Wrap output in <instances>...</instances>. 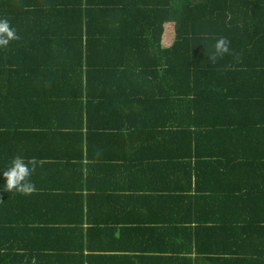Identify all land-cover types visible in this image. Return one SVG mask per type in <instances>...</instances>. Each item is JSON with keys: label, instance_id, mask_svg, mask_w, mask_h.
I'll return each mask as SVG.
<instances>
[{"label": "trees", "instance_id": "trees-1", "mask_svg": "<svg viewBox=\"0 0 264 264\" xmlns=\"http://www.w3.org/2000/svg\"><path fill=\"white\" fill-rule=\"evenodd\" d=\"M0 18L18 37L0 47V168L15 156L30 159L19 134L60 139L56 132L85 125L104 103L124 110L127 128L139 114L141 131L158 141L151 163L174 169L172 221L127 219V228L103 227L79 205L67 220L76 207L69 203L31 218L26 194L0 190V264H137L139 257L101 248L145 232L172 233L175 249H185L180 238L193 232L180 208L191 199L180 185L192 179L193 201L212 213L195 228L215 236L198 257L264 264V0H0ZM167 23L173 38L163 45ZM221 36L229 51L210 60ZM32 109L39 119L24 121Z\"/></svg>", "mask_w": 264, "mask_h": 264}, {"label": "crops", "instance_id": "crops-1", "mask_svg": "<svg viewBox=\"0 0 264 264\" xmlns=\"http://www.w3.org/2000/svg\"><path fill=\"white\" fill-rule=\"evenodd\" d=\"M165 29L166 25H164ZM163 36L164 31L160 42L166 45L169 37L167 35L168 39H164ZM107 106L109 105L105 106L104 103L101 106H94L90 115L85 117V125H80L77 120L73 130L56 132L57 138L61 140L46 142L36 132L19 134L21 143L24 144L23 152L36 162L29 177L34 190L26 194L29 202L25 196L21 197L22 202H28L23 204V207L27 212L32 213L31 218L50 212L49 209H55L56 205L69 203L76 207L69 211L67 220L75 219L71 216L75 210H78L79 205L89 218L95 219L97 223L103 221V227L114 229L129 227L130 221L127 219L134 218L154 217L159 220L168 218L172 221L174 203L167 197L169 191L167 188L172 184L174 169L169 171L160 169L158 165L151 163L150 157L154 158L153 156L160 153L156 147L158 141L154 142L155 134L141 131L136 123L141 117L139 114L135 117L136 113H134L135 124L127 128L122 115L125 113L124 110L115 107H112L113 110H108ZM110 106L120 108V105ZM72 111L78 114L75 108H72ZM29 112V118L24 121L34 122L39 119L40 116L36 111L32 109ZM97 113V121H91V114L97 115ZM178 174L181 175V179L186 178V175H182L183 169ZM197 184L198 182L192 179L188 185H180L191 199L190 202H183L181 205L183 207L180 208L181 211L179 210L183 213L181 215L183 225L192 227L189 231L193 232V238H188L186 235L180 238L187 246L185 249L180 248L179 243L176 248L179 247L181 250L175 249L173 235L170 232V236L167 231L145 232L139 236V239H134L136 241L133 239L127 241L131 238L128 236L123 238L125 242L119 240L121 246L119 249L108 248L113 245H105L108 247L101 249L104 252L123 250L121 253L123 255L139 257L137 264L142 262L173 264L166 263L165 260L167 257L173 259L176 255L182 260H193V264H205L203 257H198L197 247L214 248L215 236L214 231L195 228L200 218L212 215L210 211L207 212L200 206L199 200L193 201L198 195ZM48 216L55 217L54 214ZM136 225L138 224L131 223L130 227ZM123 235L125 233H121V236ZM216 246L221 248L220 243L216 242ZM226 246L231 250L230 243ZM93 251L98 252L95 249ZM222 256L215 254L211 259L212 264H218L219 262L215 263L213 260L219 258L221 261ZM201 259L203 261L199 262ZM185 264H188V261Z\"/></svg>", "mask_w": 264, "mask_h": 264}, {"label": "clouds", "instance_id": "clouds-1", "mask_svg": "<svg viewBox=\"0 0 264 264\" xmlns=\"http://www.w3.org/2000/svg\"><path fill=\"white\" fill-rule=\"evenodd\" d=\"M18 39L15 30L10 27L9 22L0 18V47L8 45L10 40ZM228 40L221 36L214 42V52L209 56L210 60H214L216 56L229 51ZM36 162L29 159L27 162L20 157H13L6 167L0 168V190L17 193L28 194L34 190V185L29 177L33 171Z\"/></svg>", "mask_w": 264, "mask_h": 264}, {"label": "rangeland", "instance_id": "rangeland-1", "mask_svg": "<svg viewBox=\"0 0 264 264\" xmlns=\"http://www.w3.org/2000/svg\"><path fill=\"white\" fill-rule=\"evenodd\" d=\"M165 25H166V29L164 30V36H163V38L166 39L167 38V35H168L169 41L167 43L165 41L166 45H168L171 42L172 38H173V24L172 23H167Z\"/></svg>", "mask_w": 264, "mask_h": 264}]
</instances>
